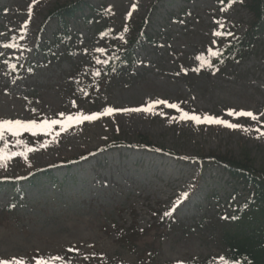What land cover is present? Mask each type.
Returning a JSON list of instances; mask_svg holds the SVG:
<instances>
[{
	"label": "rangeland",
	"instance_id": "obj_1",
	"mask_svg": "<svg viewBox=\"0 0 264 264\" xmlns=\"http://www.w3.org/2000/svg\"><path fill=\"white\" fill-rule=\"evenodd\" d=\"M70 1L0 0V45L18 44L17 49L0 47L2 57L22 64L33 60L45 16L56 5ZM85 1L104 8L102 22L110 37L115 33L118 39L135 37L140 21L148 17V32L158 46L144 45L136 51L139 64L133 73L138 76L113 78L87 99L72 89L67 77L74 65L91 63L85 50L94 52L96 58L111 51L104 48L103 55L97 52L94 28L72 21L74 57H67L66 47L60 45L55 52L60 58L49 68L38 67L32 76L13 83L0 74V119H35L39 123L60 119L59 113L65 117L90 115L106 108H142L156 101L175 104L180 111L160 104L147 113L115 111L66 131L56 126L49 136L25 133L20 139L37 150L27 161L18 157L6 170L0 167V181L17 182L15 186L0 183V211L12 196L24 194L18 215L0 218V258L28 261L35 255H60L64 264H201L216 260L221 248L216 242L220 231L215 228L224 224L233 201L243 200L245 194L222 168L211 164L200 167L192 161L212 153H228L235 160L248 154L253 167L264 172V137L257 139L255 131H264V20L261 44L249 58L240 66L208 74L196 57L222 45L223 38L212 35L215 31L230 32L231 37L246 33L251 21L241 4L246 0H232L230 6L228 0H163L153 10L154 0ZM25 23L26 29L22 28ZM57 28L55 22L46 26L41 39L51 40ZM2 66L0 62V69ZM84 79L90 81L89 74ZM230 110L251 111L258 121L234 119L226 115ZM181 112L220 118L242 128L183 121ZM56 132H60L58 137ZM141 136L158 151L133 147ZM114 139L124 146L75 164L70 170L59 166ZM8 140L9 151H23L13 147L11 137ZM45 142L48 146L41 148ZM46 167H55L52 173L62 183L60 187L54 189L43 178L33 185L28 183L32 172ZM173 208L176 227L150 228L154 212ZM132 227L150 229L131 239ZM123 235L127 238L122 239Z\"/></svg>",
	"mask_w": 264,
	"mask_h": 264
},
{
	"label": "trees",
	"instance_id": "obj_2",
	"mask_svg": "<svg viewBox=\"0 0 264 264\" xmlns=\"http://www.w3.org/2000/svg\"><path fill=\"white\" fill-rule=\"evenodd\" d=\"M84 5L82 0H75L65 5L53 7L44 20L39 34L44 32L46 24L55 20L58 30L54 35V44L42 42L38 38L35 45L34 60L24 66H19L15 62L9 61L4 74L12 78L31 75L35 66L51 64L56 58L54 53L56 47L61 42L66 43L70 39L69 21L76 18L77 14H81ZM244 6L253 18L250 23V29L240 38H231L224 41V44L218 49L221 56L209 58L213 64L209 68L211 72H216L228 64L243 63L260 45L262 21L264 20V0H249ZM90 20L92 19L90 18ZM146 24L147 19L140 23L137 37L127 42L129 45L127 50L121 53L115 52L109 58H105L108 60L107 66L97 65L94 54L87 53L91 62L89 66L79 62L74 65L67 77V79L72 81L71 88L81 92L83 97L87 99L93 96L92 94L96 93L111 76H121L130 72L135 62L129 60L128 54L131 49L143 39L152 44V38L146 33ZM137 40L140 41L137 42ZM118 48L116 47V49ZM74 53V50L69 51L70 56H74ZM39 57L41 61H38ZM96 70L101 72L100 77L92 75V72ZM86 74L91 76V81L84 79ZM141 141V146L152 147L151 143L144 137H141ZM120 144L119 140L116 139L107 145L106 148H117ZM0 146H2V142H0ZM196 161L200 166L204 162L221 166L229 178L242 186L244 191L251 197L238 205L233 204L230 214L225 215L224 224L215 228L216 232L220 231L217 232L216 242L221 248V255L238 260L239 264H264V172L253 167L248 154H243L240 160H235L228 153L223 155L212 153L196 159ZM44 171L46 172V170ZM46 176H48V173ZM17 204L18 200H13L2 214H16L15 208ZM174 221V217L170 215L166 221L160 219L154 224V227L171 226ZM210 262L213 261L206 260L202 264H210ZM215 264H217V261Z\"/></svg>",
	"mask_w": 264,
	"mask_h": 264
},
{
	"label": "snow or ice",
	"instance_id": "obj_3",
	"mask_svg": "<svg viewBox=\"0 0 264 264\" xmlns=\"http://www.w3.org/2000/svg\"><path fill=\"white\" fill-rule=\"evenodd\" d=\"M229 6L231 5L232 0H228ZM136 6H132V11H135ZM225 8H221L220 11H225ZM110 11V9H109ZM132 11L128 13V16L130 17L132 14ZM29 16H31V6L29 7ZM220 28H223V24H219ZM22 28H27V24H23ZM125 31L128 29L125 28ZM212 35L216 37H222V38H227L232 35L230 32H220V31H215L212 33ZM24 33L21 34V39H23ZM104 34H101V38H103ZM119 39L123 40V37H119ZM215 44V41L212 42ZM0 47H3L5 49H17L18 44L16 43H9V44H3L0 45ZM97 52H99L101 55L104 54L105 49L104 48H97ZM208 57L210 58H217L221 56L220 51L217 50H212L208 49L207 50ZM85 54H87L85 50ZM196 59L200 62V66L204 67L207 66L211 68L213 66L211 60L206 59L205 56L200 55L197 56ZM95 63L97 65H108V60L107 59H100L96 58ZM14 68V66H12ZM199 68L194 69V71L199 72ZM92 75L94 77H100L101 72L99 70L93 71ZM163 104L167 108L175 109L177 111H180L177 105L175 104H170L167 101H156L153 104H149L145 107L142 108H134V109H121V110H115L113 108H106L103 110L101 113H93L90 115H84L82 113H78L75 115H67L65 117L64 113H59L60 119L52 118V119H42L39 123L35 119H30V120H22V119H0V142H2V146H0V167H4L5 170L7 168V164L16 159V158H21L25 161L28 159V155L30 153H33L37 149L34 147L28 146L23 140L20 138L27 133L28 135L32 137H37V136H49L52 134L53 129L56 126H59V129L61 131H66L69 127L73 126H79L80 124L84 122H94L97 120L100 116H107V115H112L114 114L115 111H123V112H151L154 107L157 105ZM73 106L75 107V102H73ZM33 112H35V109H33ZM227 116L233 117L234 119H238L241 117L244 118H250L252 121H258V117L253 114L251 111H228L226 113ZM180 119L183 121H192L195 122L196 124H201V123H206V124H216V125H222L228 129L231 130H238L242 128V125L237 124V123H232L220 118L212 117L205 115L203 118L198 116V115H189L187 112H181ZM243 131H248L247 128H243ZM256 132L259 133V135L256 137L259 139L260 137H264V131H261L260 128L255 129ZM60 132H56L55 136H59ZM8 137L12 138L13 147L14 148H23V151H9V140ZM48 146V143L45 142L44 144H41V148H46ZM30 166V165H29ZM185 198L187 194H184ZM175 209L173 208L170 211L165 212V215H171V212L174 211ZM69 252H72L73 249L69 248ZM87 259V257H85ZM0 264H64V257L60 255H53L49 258H44L42 255H35L31 258H29L28 261L21 259V258H0ZM217 264H239L238 260L231 259L225 255H221L217 258Z\"/></svg>",
	"mask_w": 264,
	"mask_h": 264
}]
</instances>
